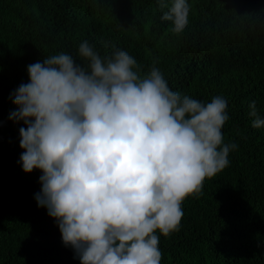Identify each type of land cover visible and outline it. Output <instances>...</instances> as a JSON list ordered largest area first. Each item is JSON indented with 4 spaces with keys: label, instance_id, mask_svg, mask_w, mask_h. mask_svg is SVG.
<instances>
[{
    "label": "trees",
    "instance_id": "obj_1",
    "mask_svg": "<svg viewBox=\"0 0 264 264\" xmlns=\"http://www.w3.org/2000/svg\"><path fill=\"white\" fill-rule=\"evenodd\" d=\"M181 33L161 21L160 0H0V264H80L55 218L34 199L41 170L17 163L23 121L9 119V98L28 82L26 66L87 40L102 57L126 50L143 78L153 66L169 87L204 103L228 102L223 143L229 165L187 196L178 231L158 230L160 264H264V126L252 127L249 103L264 117V0H188Z\"/></svg>",
    "mask_w": 264,
    "mask_h": 264
},
{
    "label": "clouds",
    "instance_id": "obj_2",
    "mask_svg": "<svg viewBox=\"0 0 264 264\" xmlns=\"http://www.w3.org/2000/svg\"><path fill=\"white\" fill-rule=\"evenodd\" d=\"M189 11L171 0L160 19L181 33ZM78 54L87 66L63 52L27 65L28 82L10 93L8 118L26 126L17 163L41 170L34 199L80 264H160L157 230H179L183 200L237 147L223 143L228 102L182 96L155 66L142 78L126 50L102 58L85 40ZM249 109L252 127L264 126L256 101Z\"/></svg>",
    "mask_w": 264,
    "mask_h": 264
}]
</instances>
